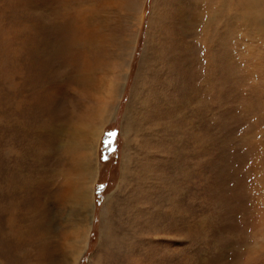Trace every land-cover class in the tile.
<instances>
[{
  "label": "rangeland",
  "instance_id": "1",
  "mask_svg": "<svg viewBox=\"0 0 264 264\" xmlns=\"http://www.w3.org/2000/svg\"><path fill=\"white\" fill-rule=\"evenodd\" d=\"M249 11L246 0H0V264H264V15ZM85 110L103 115V133L82 228L41 187L82 175L66 138Z\"/></svg>",
  "mask_w": 264,
  "mask_h": 264
},
{
  "label": "bare ground",
  "instance_id": "2",
  "mask_svg": "<svg viewBox=\"0 0 264 264\" xmlns=\"http://www.w3.org/2000/svg\"><path fill=\"white\" fill-rule=\"evenodd\" d=\"M246 1H248V8H249V12H253L255 15H257V14H260V13H262L263 15H264V0H246ZM78 11H80V10H78ZM83 11V10H82ZM253 14V15H254ZM89 16V15H88ZM85 17V16H84ZM259 17H260V15H259ZM68 18V17H67ZM86 18H88V17H86ZM70 20V19H69ZM77 21V20H76ZM80 22V21H79ZM87 22V21H86ZM89 22V21H88ZM77 23H78V21H77ZM69 25V24H68ZM78 26V25H77ZM77 26H76V28H77ZM85 26H86V24H85ZM79 27V26H78ZM99 28V27H98ZM81 29V28H80ZM85 29H87V27L85 28ZM77 30V29H76ZM89 30V29H88ZM87 31V30H86ZM52 32H54V31H52ZM71 32V31H70ZM70 32H69V35H70ZM49 34V33H48ZM54 34V33H53ZM67 34V33H66ZM72 34V33H71ZM79 34V33H78ZM92 35H93V33H91ZM68 35V36H69ZM73 35V34H72ZM67 36V35H66ZM68 36H67V38H68ZM91 36V35H90ZM95 36V35H94ZM74 38L76 37V36H73ZM87 37V36H86ZM77 38H78V36H77ZM81 38V37H80ZM79 38V39H80ZM65 39H66V37H65ZM70 39V38H69ZM93 39H94V37H93ZM60 40V39H59ZM72 41V40H71ZM75 41V40H74ZM60 42V41H59ZM70 42V41H69ZM77 44H78V42H77ZM76 43H75V45H77ZM48 45H49V43H48ZM52 45V44H51ZM56 45H57V42H56ZM14 46V45H13ZM66 46H68V45H66ZM16 47V46H15ZM49 47V46H48ZM44 48V47H43ZM59 48V47H58ZM60 48L62 49V50H66L65 49V47H61L60 46ZM20 49V48H19ZM26 49V48H25ZM46 49H47V47H46ZM49 49V48H48ZM56 49V47L53 49V50H55ZM76 49V48H75ZM77 49H78V47H77ZM80 49V48H79ZM13 50H14V48H13ZM16 51V50H15ZM46 51V50H45ZM58 51V50H57ZM67 53H68V48H67ZM70 51V50H69ZM83 51V50H82ZM13 52V51H12ZM42 52H44V51H42ZM55 52V51H54ZM71 52V51H70ZM74 52V54H75V50L73 51ZM76 52H77V50H76ZM81 52V49H80V51H79V55L81 54L80 53ZM78 53V52H77ZM84 53H86V51H84ZM14 54V53H13ZM34 54V53H33ZM46 54V53H45ZM12 55V54H11ZM51 55V54H50ZM76 55V54H75ZM29 56V55H28ZM40 56V55H39ZM84 56H86V54L84 55ZM89 56V55H88ZM17 57V56H16ZM19 57V56H18ZM17 57V58H18ZM50 57V56H49ZM76 59H78V56L76 55ZM13 58H14V56H13ZM34 58V57H33ZM65 58H67L66 60H68L69 58L68 57H65ZM75 58V57H74ZM90 58V57H89ZM45 59V58H44ZM61 59V58H60ZM59 59V60H60ZM63 59H64V57H63ZM83 59H84V57H83ZM29 60V59H28ZM31 60V59H30ZM51 60V59H50ZM73 60V59H72ZM75 60V59H74ZM85 60V59H84ZM46 61V60H45ZM53 61V60H52ZM76 61V60H75ZM75 61L73 62L74 64H76L75 63ZM78 61H80L79 59L77 60V62ZM86 61V60H85ZM89 61H91V59L89 60ZM88 61V62H89ZM50 62V61H49ZM62 62V61H61ZM70 62V61H69ZM69 62H68V64H69ZM82 62V61H81ZM87 62V61H86ZM92 62V61H91ZM57 63V62H56ZM66 63V62H65ZM17 64V63H16ZM52 64V63H51ZM79 64H81V63H79ZM89 64V63H88ZM30 65V64H29ZM70 65V64H69ZM58 66V65H57ZM75 66V65H74ZM82 66V65H81ZM13 67V66H12ZM31 67V66H30ZM50 67H51V65H50ZM89 67V66H88ZM87 67V68H88ZM65 68V67H64ZM49 70V69H48ZM66 70V69H65ZM81 70H82V67H81ZM70 71V70H69ZM72 71V70H71ZM75 71V70H74ZM78 72H80L79 71V69L77 70ZM83 72V71H82ZM27 73V72H26ZM55 73V72H54ZM66 74V73H65ZM46 75V74H45ZM63 76V75H62ZM64 77V76H63ZM42 79H43V77H42ZM46 79V78H45ZM61 79L63 80V78L61 77ZM66 79V78H65ZM36 80V79H35ZM47 80V79H46ZM71 80V79H70ZM105 80H106V78H105ZM21 82H23V81H21ZM33 82V81H32ZM38 82V81H37ZM110 82V81H109ZM35 83V82H34ZM57 83V82H56ZM67 83V82H66ZM117 83H119V82H115V85H113L112 87H110L109 88V90H108V95H110V97H112V94L114 93V92H116L117 91V89L119 90V85L120 84H117ZM72 83H70V85H71ZM29 85V84H28ZM69 85V84H68ZM103 85V84H102ZM101 85V86H102ZM38 86V85H37ZM40 86H41V84H40ZM46 86V85H45ZM101 86H100V88H101ZM32 87V86H31ZM34 87V86H33ZM40 88V87H39ZM105 88V87H104ZM60 89V88H59ZM64 89V88H63ZM30 90H32V89H30ZM101 91V90H100ZM30 92V91H29ZM47 92V91H46ZM45 92V93H46ZM51 92V91H50ZM102 92H104V91H102ZM37 93V92H36ZM42 93V92H41ZM65 93V92H64ZM63 93V94H64ZM91 93V92H90ZM103 94V93H102ZM57 95V94H56ZM42 96V95H41ZM52 96V95H51ZM62 96V95H61ZM90 96V95H89ZM39 98H40V96H38ZM53 97H55V96H53ZM64 97V96H63ZM34 98V97H33ZM37 98V97H36ZM49 98L51 99V100H53L50 96H49ZM56 98V97H55ZM108 98H109V96H108ZM42 99V98H41ZM58 99V98H57ZM30 101V100H29ZM47 101V100H46ZM54 101V100H53ZM27 102V101H26ZM56 102V101H55ZM109 102V101H108ZM44 103V102H43ZM46 103V102H45ZM48 103V102H47ZM26 104V103H25ZM53 104V103H52ZM27 105V104H26ZM105 106H106V104H104ZM13 106V105H12ZM53 106V105H52ZM96 106V105H95ZM25 107V106H24ZM42 107V106H41ZM50 107V106H49ZM60 107V106H59ZM88 108H89V110L91 109H93V107L94 106H87ZM98 107V106H97ZM40 108V107H39ZM98 108H100V107H98ZM103 108H105V107H103ZM21 109V108H20ZM25 109H26V107L23 109L24 111H25ZM31 109V108H30ZM37 109V108H36ZM27 110V109H26ZM51 110V109H50ZM101 110V109H100ZM103 111V110H102ZM35 112V111H34ZM52 112H54V111H52ZM60 112V111H59ZM91 112V111H90ZM90 112L89 111H86L85 110V112L83 113V115H82V118L80 119V120H78V121H76V122H74L73 123V130L68 134L69 136H68V138H66V141H67V146H68V144H70V146L72 147V148H74L75 150H77V151H79V152H81V155H79V156H76V157H73V158H71L70 160H69V166H70V168H71V170L73 169V170H76V168H77V166H78V162L80 163V161L81 160H83V159H86V163L85 164H83V165H80L81 166V170H82V175L79 177V178H77V177H70L69 179H66L62 184H60L59 186H54L55 184H53V183H51L49 180H47L46 178H47V175H48V166L49 165H51V160H49V158H48V155L46 156V155H42L41 154V159L39 158V167L41 166H43L42 168H43V170H45V171H43V173H44V177H45V179L47 180V181H45V183H44V186L43 187H41V191L43 192V194L44 195H46V194H48V192L50 193L51 192V194L53 195V194H55L56 195V197H57V200H59V201H62V204H64V205H68L66 208H67V210H68V212H69V215H73V217H75V219H68V221L69 222H74V223H78V224H81L80 225V227H82V225H85L84 224V222H86V220H88L89 218H93V213H94V206H95V202H94V192H95V189H94V184L96 183V181H97V178L99 177V172H98V170H99V166H98V162H97V159H96V156H97V153H98V146H99V141H100V137H101V135H102V133H103V131L102 130H99L98 131V129L99 128H97L96 126H95V124H97L99 121H100V117H103V115H101V116H99V112L97 113L98 115L96 116H90ZM101 112V111H100ZM18 113V112H17ZM31 113H33V112H31ZM50 113H51V111H50ZM34 115H35V113H33ZM104 114V113H103ZM19 115V114H18ZM27 115H29V114H27ZM42 115L43 114H41V115H39V116H41L42 117ZM55 115V114H54ZM94 115V114H93ZM30 116V115H29ZM38 116V115H37ZM109 116V115H108ZM33 117V116H32ZM17 118H18V116H17ZM25 118V117H24ZM45 118V117H44ZM52 118H54V117H52ZM19 119V118H18ZM52 120V119H51ZM54 120V119H53ZM45 121V120H44ZM107 121V120H106ZM25 122H27V120L25 121ZM47 122H49V121H47ZM17 123V122H16ZM40 123V122H39ZM8 124V123H7ZM15 123H13V125H14ZM30 124V123H29ZM49 124H51V123H49ZM53 124V123H52ZM63 124H65V123H63ZM47 125V124H46ZM20 126V125H19ZM43 126H45V125H43ZM65 126V125H64ZM16 127V126H15ZM32 127V126H31ZM42 127V126H41ZM48 127V129H47V133L46 134H51V132L52 131H54L55 130V132L54 133H56V131H57V129H55V128H53V127H51V126H47ZM13 128H14V126H13ZM44 128V127H43ZM64 128V127H63ZM62 128V129H63ZM22 129V128H21ZM13 130V129H12ZM17 130V129H16ZM41 130V129H40ZM63 130H66V129H63ZM16 133V132H15ZM42 134V133H41ZM61 134V133H60ZM15 135V134H14ZM26 135V134H25ZM43 135V134H42ZM32 136V135H31ZM36 137V136H35ZM51 137V136H50ZM62 137V136H61ZM67 137V136H66ZM12 138V137H11ZM38 138V137H37ZM21 139V138H20ZM36 139V138H35ZM16 140H18V139H16ZM22 140V139H21ZM25 140H27V139H25ZM13 142H15L14 140H13ZM36 142V141H35ZM69 142V143H68ZM27 143V142H26ZM40 143V142H39ZM37 144V143H36ZM33 145V144H32ZM49 145H50V140L47 138V139H45V140H43V142H42V145H39V147L40 148H45V149H48L49 148ZM58 145V144H57ZM36 146V145H35ZM50 148H51V146H50ZM70 148V147H69ZM19 150V149H18ZM25 150V149H24ZM23 150V151H24ZM33 150V149H32ZM57 150V149H56ZM52 152V151H51ZM24 153V152H23ZM35 154H37V152L35 153ZM77 154H79V153H77ZM28 156V155H27ZM51 156V155H50ZM56 156V155H55ZM58 156V155H57ZM33 159V158H32ZM35 160V159H34ZM60 160V159H59ZM22 161V160H21ZM25 161H27V160H25ZM33 161V160H32ZM31 161V162H32ZM30 162V161H29ZM24 164V163H23ZM18 165V164H17ZM18 167V166H17ZM79 167V166H78ZM16 168V167H15ZM26 168V167H25ZM24 168V169H25ZM51 168V167H50ZM28 168H26V170H27ZM40 169V168H39ZM53 169V168H52ZM20 170V169H19ZM29 171V170H28ZM83 171H84V173H83ZM10 172H12V170L10 171ZM14 172H15V170H14ZM13 172V173H14ZM30 172V171H29ZM21 173V172H20ZM19 173V174H20ZM35 173V172H34ZM40 173V172H39ZM64 173H65V171H64ZM12 174V173H11ZM25 174V173H24ZM31 174V173H30ZM50 174V173H49ZM7 175V174H6ZM78 175V174H77ZM26 176V175H25ZM28 176V175H27ZM61 176V175H60ZM68 176V175H67ZM74 176H76V175H74ZM83 176H86V178L85 179H83L82 180V177ZM6 180V179H5ZM1 183H2V181H1ZM7 183V182H6ZM33 184V183H32ZM27 185V184H26ZM24 186H25V184H24ZM30 187H28V189H29ZM32 189V188H31ZM37 189V188H36ZM5 190V189H4ZM33 190V189H32ZM28 191V190H27ZM27 191H25L26 193H27ZM37 191V190H36ZM1 194V193H0ZM8 194V193H7ZM10 194V193H9ZM50 194V195H51ZM20 195V194H19ZM44 195H43V198H44ZM12 196V195H11ZM31 196V195H30ZM42 196V195H41ZM13 197V196H12ZM37 197V196H36ZM50 197V196H49ZM7 198V197H6ZM18 198V197H17ZM29 198V197H28ZM54 199H55V197H54ZM7 200V199H6ZM9 200H11V198L9 199ZM8 200V201H9ZM15 200V199H14ZM21 200V199H20ZM44 200H45V198H44ZM56 200V201H57ZM7 201V202H8ZM16 201V200H15ZM49 201V200H48ZM6 202V203H7ZM11 202V201H10ZM10 202H9V204H10ZM68 202V203H67ZM0 203H3L2 202V200H1V202ZM17 204V203H16ZM55 204V203H54ZM62 204H60V205H62ZM8 205V204H7ZM14 205V204H13ZM44 206H45V208L46 207H48L47 205H48V203L45 201V204H43ZM18 206H19V204H18ZM33 206V205H32ZM29 207H30V205H29ZM29 207H27V208H29ZM61 207V206H60ZM33 208V207H32ZM17 209V208H16ZM13 210V209H12ZM11 210V211H12ZM23 210V209H22ZM2 211V210H1ZM13 212V211H12ZM15 212V211H14ZM18 212V211H17ZM48 213V212H47ZM45 214V213H44ZM16 215V214H15ZM18 216V215H17ZM48 216V215H47ZM50 217V216H49ZM14 218V217H13ZM12 218V219H13ZM20 218V217H19ZM16 219V218H15ZM13 220L14 222H16V220ZM44 219H46V218H44ZM18 220H21V219H18ZM50 220V219H49ZM52 220V219H51ZM9 221V220H8ZM67 221V222H68ZM89 221H90V219H89ZM18 222V221H17ZM45 222V221H44ZM3 223V222H2ZM19 223V222H18ZM15 224V223H14ZM22 224V223H21ZM20 224V225H21ZM70 224V223H69ZM68 224V225H69ZM28 225V224H27ZM30 225V224H29ZM29 225H28V227H29ZM37 225V224H36ZM75 225V224H74ZM89 225V224H88ZM7 226V225H6ZM13 226V225H12ZM17 226H19V225H17ZM16 226V227H17ZM32 226V225H31ZM70 226V225H69ZM14 227H15V225H14ZM13 227V228H14ZM75 227V226H74ZM79 227V226H78ZM79 227V228H80ZM13 228H11V230L13 229ZM24 228V227H23ZM36 228H38V226L36 227ZM51 228V227H50ZM72 228V227H71ZM83 228V227H82ZM88 228V227H87ZM90 228V227H89ZM5 229H6V227H5ZM31 229V228H30ZM53 229V228H52ZM28 230V229H27ZM38 230H40V228L38 229ZM82 230V229H81ZM88 230V229H87ZM115 230H116V228H115ZM5 231V230H4ZM22 231V230H21ZM45 231V230H44ZM48 231V230H47ZM53 231V230H52ZM16 232H18V231H16ZM20 232V231H19ZM1 233V232H0ZM5 233V232H4ZM29 233V232H28ZM67 233H68V231H67ZM2 234V233H1ZM8 234H10V233H8ZM16 234V233H15ZM22 234H23V232H22ZM26 234V233H25ZM36 234V233H35ZM52 234V233H51ZM65 234V233H64ZM3 235V234H2ZM7 235V234H6ZM19 235H21V234H19ZM41 235V234H40ZM73 235V234H72ZM1 236V235H0ZM34 236V235H33ZM36 236V235H35ZM39 236V235H38ZM37 236V237H38ZM45 236H47V235H45ZM67 236V235H66ZM77 236V235H76ZM117 236V235H116ZM2 237V236H1ZM9 237V236H8ZM10 237H13L12 235L10 236ZM17 237H19L18 236V234H17ZM114 237V236H113ZM4 238V237H3ZM22 238V237H21ZM27 238V237H26ZM75 238V237H74ZM118 238V237H117ZM6 239V238H5ZM15 239V238H14ZM40 239V238H39ZM51 239V238H50ZM111 239H113V238H111ZM38 240V239H37ZM20 241V240H19ZM23 241V240H22ZM33 241V240H32ZM39 241V240H38ZM41 241V240H40ZM87 239L86 240H83V241H81V243L82 244H84V248H86V246H87ZM109 241H110V239H109ZM115 241V240H114ZM3 242V241H2ZM18 242V241H17ZM29 242V241H28ZM54 242V241H53ZM78 242V241H77ZM119 242V241H118ZM26 243V242H25ZM24 243V244H25ZM59 244V243H58ZM28 245V244H27ZM68 245V244H67ZM32 246V245H31ZM36 246V245H35ZM2 247V246H1ZM62 247V246H61ZM70 247H71V245H70ZM69 247V248H70ZM50 248V247H49ZM56 249V248H55ZM48 250V249H47ZM59 250V249H58ZM19 251V250H18ZM57 251V250H56ZM84 251V250H83ZM55 252V251H54ZM81 253H82V251H80V252H78V251H76V249L75 248H72V249H70V255H71V257L73 258V261H76L77 262V259H78V257H80V255H81ZM16 254V253H15ZM65 254V253H64ZM53 256H55V255H53ZM47 257V256H46ZM47 262V261H46Z\"/></svg>",
  "mask_w": 264,
  "mask_h": 264
},
{
  "label": "snow or ice",
  "instance_id": "3",
  "mask_svg": "<svg viewBox=\"0 0 264 264\" xmlns=\"http://www.w3.org/2000/svg\"><path fill=\"white\" fill-rule=\"evenodd\" d=\"M108 135H109V136H113V135H117V133L110 132V133H108ZM103 158L106 159L107 157H103ZM99 187L102 189V188H104L105 186H104V185H100Z\"/></svg>",
  "mask_w": 264,
  "mask_h": 264
}]
</instances>
